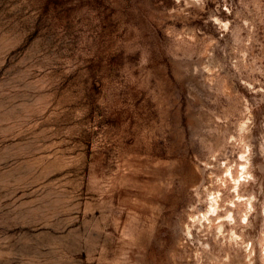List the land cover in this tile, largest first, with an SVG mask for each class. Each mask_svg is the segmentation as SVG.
<instances>
[{"label":"rangeland","instance_id":"obj_1","mask_svg":"<svg viewBox=\"0 0 264 264\" xmlns=\"http://www.w3.org/2000/svg\"><path fill=\"white\" fill-rule=\"evenodd\" d=\"M247 106L261 264L264 0H0V264H245L191 215Z\"/></svg>","mask_w":264,"mask_h":264},{"label":"bare ground","instance_id":"obj_2","mask_svg":"<svg viewBox=\"0 0 264 264\" xmlns=\"http://www.w3.org/2000/svg\"><path fill=\"white\" fill-rule=\"evenodd\" d=\"M187 3L201 2L202 0H185ZM214 23L218 25L223 32H230L231 21L222 19L218 16L214 17ZM195 40V35L190 37ZM212 58V57H211ZM216 66L209 60V63L204 65V71L210 75L214 74ZM212 80V79H208ZM247 120L240 122L239 124V143L242 147V152L239 162L234 165H227L222 163L223 167H220L221 174L217 175L219 182V188L216 190H208L207 207L203 211H197L191 215V220L197 227H207L208 230L216 231L214 238L217 243H222L226 251V260L231 261L232 254L228 247H234L235 244L241 251L237 249L238 254L245 253V264H255L257 259L258 249L252 239H247V229L251 224V217L258 213L257 208V196L253 193L246 195L242 193V185L248 183L251 180H255L253 174V154L251 143L252 132V117L253 113L249 106H247ZM211 177V176H210ZM233 190V197L225 198L223 188ZM241 213V217H236V211ZM224 212V214L222 213ZM260 216H264L263 210L260 212ZM186 225V224H185ZM230 226V228H228ZM187 228V227H186ZM199 228V229H200ZM188 234L191 235L190 227ZM187 234V235H188ZM262 240L260 241V261L264 264V233L261 234ZM201 260L205 258L210 260L211 264H224L223 258L214 254L211 250L207 251V254H198Z\"/></svg>","mask_w":264,"mask_h":264}]
</instances>
